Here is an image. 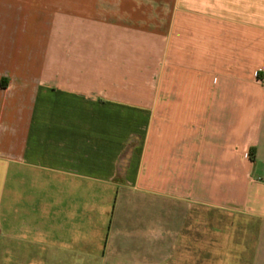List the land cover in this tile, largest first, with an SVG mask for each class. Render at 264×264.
<instances>
[{
	"label": "crops",
	"instance_id": "crops-1",
	"mask_svg": "<svg viewBox=\"0 0 264 264\" xmlns=\"http://www.w3.org/2000/svg\"><path fill=\"white\" fill-rule=\"evenodd\" d=\"M0 264H264V0H0Z\"/></svg>",
	"mask_w": 264,
	"mask_h": 264
},
{
	"label": "rangeland",
	"instance_id": "rangeland-1",
	"mask_svg": "<svg viewBox=\"0 0 264 264\" xmlns=\"http://www.w3.org/2000/svg\"><path fill=\"white\" fill-rule=\"evenodd\" d=\"M71 5L77 7V5H78V0H71ZM71 32H72V34H75V35L78 34V30H72ZM136 80H137V79H136ZM216 231H218V232L220 233V235H221V233H223V226H222V223H220V228H219L218 230L216 229ZM217 241H218V239L216 238V242H217ZM219 242H220V243L222 242V238L219 239Z\"/></svg>",
	"mask_w": 264,
	"mask_h": 264
}]
</instances>
